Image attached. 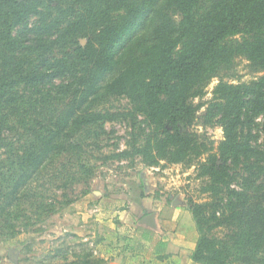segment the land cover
<instances>
[{"label":"trees","instance_id":"trees-1","mask_svg":"<svg viewBox=\"0 0 264 264\" xmlns=\"http://www.w3.org/2000/svg\"><path fill=\"white\" fill-rule=\"evenodd\" d=\"M67 5L66 0H0V148L9 146V111L26 102L19 87L34 89L26 108L29 119L58 112L43 86L71 75L72 83L58 88L57 100L75 88L68 108L48 128L28 132L30 144L12 163L13 198L53 154L71 150L66 145L71 127L81 129L104 118L92 113L80 117L103 90L105 97L129 98L152 128L145 147L135 149L149 166L199 157L196 137L182 132L204 106L193 100L204 97L211 81L242 57L262 76L243 84L220 81L214 89L206 125L218 118L224 139L198 168V176L208 180L204 192L210 201L191 207L200 235L192 258L199 264H264V150L253 148L249 137L241 138L247 110L264 119V0H76L83 10L73 21L67 18L78 11ZM41 8L49 15L57 9V18L50 23L43 18L35 28L31 55L36 61L25 63L15 56L23 46L13 32L30 16L42 14ZM54 30H60L56 40L42 37ZM58 44L60 58L52 55ZM25 64L31 71L19 72ZM117 69L119 74L103 86ZM238 170L241 191L231 187ZM212 222L210 230L225 227L229 234L210 237L205 227Z\"/></svg>","mask_w":264,"mask_h":264},{"label":"rangeland","instance_id":"rangeland-1","mask_svg":"<svg viewBox=\"0 0 264 264\" xmlns=\"http://www.w3.org/2000/svg\"><path fill=\"white\" fill-rule=\"evenodd\" d=\"M66 1L68 5L65 8L75 5L78 11L67 18V21H73L83 8L81 10L76 5V0ZM50 10L51 15L42 10V14L30 16L24 25L13 32L14 38L23 46L18 48L15 56L25 63L27 59L36 61V55H31L32 42L37 37L35 28L43 24V18L48 19V23L57 18L58 10ZM144 33L142 30L137 35ZM59 34L60 30H54L42 37L52 42ZM78 40L87 44L85 38L80 37ZM62 50V46L58 44L52 55L63 57L59 52ZM32 68L25 64L19 72L23 69L29 72ZM119 72L117 69L109 74L103 86ZM261 76L262 72L251 62L242 57L237 58L231 67L222 70L211 81L204 97L193 100L195 105L202 103L204 106L197 113L192 125L182 126V132L196 137L201 155L181 164L162 160L158 166H149L143 155L136 154L135 149L145 147L146 137L152 128L142 115L135 113L129 98L105 97L102 96L103 90L89 106L83 107L80 117L92 113L104 118L81 129L71 127L72 136L66 144L71 150L53 154L39 171L30 176L14 199L15 195H11V180L14 177L12 163L30 144L32 138L28 132L31 128L38 131L42 126L43 130L48 128V122H54L68 108L73 98L69 94L75 89L57 100L58 88L71 84L72 76L46 84L42 88L45 93L51 92L58 112L47 118H40L35 114L29 119L26 108L34 89H27L24 85L19 87V96H23L26 102L23 104L21 101V107L9 111V115H12L6 130V144L9 146L0 148V264H84L92 249L86 240L90 235L88 232L95 233L97 237L102 226H105V232L112 233L108 230L109 225L123 227L139 224L143 222L142 218L154 212L151 209L150 212L144 211L137 215L129 208L130 203L141 198L144 193L145 197L148 192L150 196H165L169 204L177 200L180 206L185 205L191 213L193 205L208 203L210 195L204 192L208 180L198 176V168L210 153L217 150L224 139L223 128L216 122L218 118L206 125L207 109L215 102L214 89L220 81L243 84L251 83ZM23 121L28 122L25 127L22 126ZM245 121L241 138L249 137L253 148L264 150L263 117L254 116L247 110ZM28 125L29 130L26 129ZM234 178L232 189L241 191L240 170L234 173ZM12 202V206H8ZM223 212L224 209L220 210L219 215ZM206 215L210 216L208 212ZM214 224L212 222L205 227L210 237L224 238L229 234V229L225 227L210 230L209 227Z\"/></svg>","mask_w":264,"mask_h":264},{"label":"crops","instance_id":"crops-1","mask_svg":"<svg viewBox=\"0 0 264 264\" xmlns=\"http://www.w3.org/2000/svg\"><path fill=\"white\" fill-rule=\"evenodd\" d=\"M144 194L131 202L129 208L137 215L154 209V225L118 227L111 224L108 230L112 233L105 232L102 226L104 229L97 237L88 232L86 240L92 249L84 264H199L192 258L199 232L190 210L180 206L177 200L169 204L165 196H150L148 192L145 197Z\"/></svg>","mask_w":264,"mask_h":264},{"label":"water","instance_id":"water-1","mask_svg":"<svg viewBox=\"0 0 264 264\" xmlns=\"http://www.w3.org/2000/svg\"><path fill=\"white\" fill-rule=\"evenodd\" d=\"M82 44L85 45V41H82ZM142 221H143L142 223L146 225H154L155 214H150L145 216Z\"/></svg>","mask_w":264,"mask_h":264}]
</instances>
